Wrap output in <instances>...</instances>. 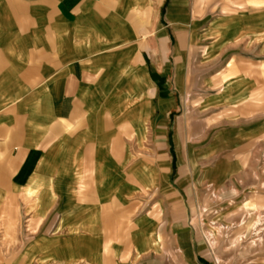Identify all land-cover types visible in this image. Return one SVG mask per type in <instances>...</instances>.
I'll return each instance as SVG.
<instances>
[{
	"label": "crops",
	"instance_id": "obj_1",
	"mask_svg": "<svg viewBox=\"0 0 264 264\" xmlns=\"http://www.w3.org/2000/svg\"><path fill=\"white\" fill-rule=\"evenodd\" d=\"M262 163L264 0H0V264H206Z\"/></svg>",
	"mask_w": 264,
	"mask_h": 264
},
{
	"label": "rangeland",
	"instance_id": "obj_2",
	"mask_svg": "<svg viewBox=\"0 0 264 264\" xmlns=\"http://www.w3.org/2000/svg\"><path fill=\"white\" fill-rule=\"evenodd\" d=\"M200 199L187 221L206 264H264V178L245 190L208 189Z\"/></svg>",
	"mask_w": 264,
	"mask_h": 264
}]
</instances>
